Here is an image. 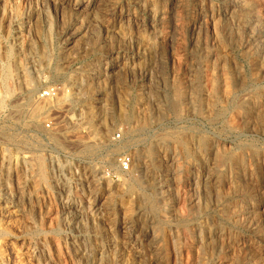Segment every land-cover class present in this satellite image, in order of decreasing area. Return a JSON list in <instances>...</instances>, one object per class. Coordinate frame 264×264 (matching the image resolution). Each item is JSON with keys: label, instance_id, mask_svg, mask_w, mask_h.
I'll use <instances>...</instances> for the list:
<instances>
[{"label": "rangeland", "instance_id": "1", "mask_svg": "<svg viewBox=\"0 0 264 264\" xmlns=\"http://www.w3.org/2000/svg\"><path fill=\"white\" fill-rule=\"evenodd\" d=\"M9 64L0 264H264V0H0Z\"/></svg>", "mask_w": 264, "mask_h": 264}, {"label": "bare ground", "instance_id": "2", "mask_svg": "<svg viewBox=\"0 0 264 264\" xmlns=\"http://www.w3.org/2000/svg\"><path fill=\"white\" fill-rule=\"evenodd\" d=\"M229 8H231V6L229 7ZM162 9L164 10V8L162 7ZM224 9V8H223ZM154 11V10H153ZM158 11H159V9H158ZM166 11V10H165ZM156 12V11H155ZM167 12V11H166ZM159 14H160V12H158ZM163 13V12H162ZM164 14H167V13H164ZM158 15V14H157ZM156 16V15H155ZM154 16V17H155ZM211 16V15H210ZM215 16H216V14H215V12H214V14H213V18H215ZM232 16H233V14H232ZM157 18V17H156ZM155 18V19H156ZM167 19V18H166ZM216 19V18H215ZM216 23H217V19H216ZM14 53V52H13ZM11 57V56H10ZM58 68V67H57ZM61 70V69H60ZM58 71V70H57ZM12 73H13V69H12V67H11V65L9 64L8 66H5L4 67V69H3V78L2 79H0V83H2V85L4 86V92H3V90H0V108L1 107H3L4 105H5V103H6V97H8V95H10L11 94V92L13 91L12 90V87H10L9 85H8V80H9V78L11 79V77H12ZM27 73V72H26ZM28 80V79H27ZM32 80V79H31ZM2 87V86H1ZM3 88V87H2ZM215 90H214V99L215 100H218V99H220L219 98V94L218 93H220V92H218V88H220V86H219V84L218 83H216L215 84ZM1 89V88H0ZM32 90V89H31ZM224 92V91H223ZM64 95V94H63ZM63 95H61L62 97H60L59 95L58 96H56V97H53V98H48V100L49 101H46V99H45V102H43L44 100H42V101H38L37 100V103L35 104L36 106L33 108V111H32V113L30 114V117H32L31 119H35L36 117H38V115H39V113H41V112H46L47 111V113H48V111H50L52 108H53V105H52V103L54 104V101L56 102V103H58V101L60 100V99H64V97L66 96V94L63 96ZM31 97V96H30ZM32 98V97H31ZM31 98H28L27 100H26V103H27V105H29L30 103L32 104L33 102H31ZM10 99V98H9ZM34 99V98H33ZM215 100H213L214 102H215ZM222 100V99H221ZM62 101V100H61ZM212 101V100H211ZM212 101V102H213ZM8 102V101H7ZM210 102V101H209ZM218 102V101H217ZM220 102V101H219ZM55 103V104H56ZM61 103V102H60ZM30 104V105H31ZM209 104V103H208ZM214 104H216V103H214ZM220 104V103H219ZM223 104V103H222ZM224 104H226V102L224 103ZM16 104H14L13 106H15ZM56 105H59V104H56ZM56 105H54V107L56 106ZM11 106V105H10ZM21 106V105H20ZM20 106L19 105H16L15 106V108L16 107H19L20 108ZM23 106V105H22ZM21 106V107H22ZM25 106H26V104H25ZM25 106L24 107H22V110L23 109H25ZM7 107V106H6ZM11 108H13V107H11ZM206 108V107H205ZM225 109V108H224ZM18 110V112H20V110H21V108L20 109H17ZM21 110V111H22ZM1 111V110H0ZM15 112V111H14ZM24 113V110H23V112H21V114H23ZM89 113H90V116H92V117H94L93 115H92V112H90L89 111ZM94 114V113H93ZM222 114V113H221ZM9 115V114H8ZM11 115V114H10ZM13 115V114H12ZM26 116H27V114H26ZM41 116H42V114H41ZM22 119H25V117L24 118H22ZM37 119V118H36ZM92 119V118H91ZM185 119V118H184ZM95 121V120H94ZM137 124V123H136ZM142 124V123H141ZM133 126V125H132ZM134 127V126H133ZM132 128V127H131ZM135 128V127H134ZM106 129V128H105ZM103 131V130H102ZM107 132H108V130H107ZM102 138V137H101ZM107 139V138H106ZM220 150V149H219ZM222 150V149H221ZM117 151V150H116ZM152 151V150H151ZM223 152V151H222ZM142 155L140 154V161L142 160ZM234 158V157H233ZM41 161H42V159H40ZM234 160V159H233ZM232 160V161H233ZM40 161V163H41V165H42V162ZM236 161V160H235ZM44 163V162H43ZM43 169V168H42ZM41 169V170H42ZM44 171V170H43ZM139 174V173H138ZM108 182H110V181H108ZM109 185H111V184H109ZM120 185V184H119ZM12 186V185H11ZM113 186V185H112ZM134 187V186H133ZM114 188V187H113ZM112 189V188H111ZM110 190V189H109ZM131 190V189H130ZM256 198V197H255ZM2 199V198H1ZM13 199H14V197H13ZM15 200V199H14ZM252 201H254V200H252ZM15 201H13L12 203H14ZM17 204V206H18V204L19 203H16ZM98 205V203H97V199L95 198L92 202H91V208L92 209H94V212H93V215H96V216H99L100 215V213H101V209L100 208H98V207H96ZM14 206H16V205H14ZM255 207V206H254ZM252 208V207H251ZM256 209V208H255ZM253 210V209H252ZM62 212H64V214H65V219L67 220V221H72L73 220V218H72V215H73V209H72V204H71V202L70 201H68V202H66V204L63 206V208H62ZM203 240V239H202Z\"/></svg>", "mask_w": 264, "mask_h": 264}, {"label": "built area", "instance_id": "3", "mask_svg": "<svg viewBox=\"0 0 264 264\" xmlns=\"http://www.w3.org/2000/svg\"><path fill=\"white\" fill-rule=\"evenodd\" d=\"M60 93V88L56 87V86H51L46 88L44 91H42V93L40 94V97L42 99L45 98H53L58 96ZM132 164V160L130 156H124L122 158H120V169L123 171H128L131 167Z\"/></svg>", "mask_w": 264, "mask_h": 264}]
</instances>
